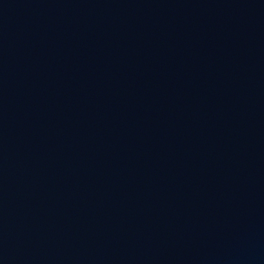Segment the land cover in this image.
Returning a JSON list of instances; mask_svg holds the SVG:
<instances>
[{
	"label": "water",
	"instance_id": "water-1",
	"mask_svg": "<svg viewBox=\"0 0 264 264\" xmlns=\"http://www.w3.org/2000/svg\"><path fill=\"white\" fill-rule=\"evenodd\" d=\"M0 264H264V0H0Z\"/></svg>",
	"mask_w": 264,
	"mask_h": 264
}]
</instances>
